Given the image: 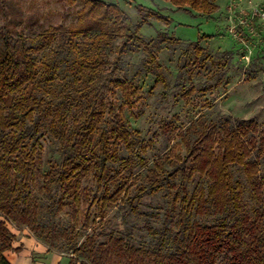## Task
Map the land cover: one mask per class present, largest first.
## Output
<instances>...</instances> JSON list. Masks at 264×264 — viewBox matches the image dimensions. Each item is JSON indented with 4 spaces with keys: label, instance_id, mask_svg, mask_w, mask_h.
I'll return each instance as SVG.
<instances>
[{
    "label": "trees",
    "instance_id": "16d2710c",
    "mask_svg": "<svg viewBox=\"0 0 264 264\" xmlns=\"http://www.w3.org/2000/svg\"><path fill=\"white\" fill-rule=\"evenodd\" d=\"M166 1L204 16L218 9V0ZM82 2L76 24L50 26L35 38L0 33V264H12L10 224L72 255L70 264H264V132L252 120L237 126L198 121L191 126L195 138L185 134L184 156L171 152L151 166L148 144L132 131L125 111L141 98L138 77L151 74L167 85L158 50L182 42L167 32L144 38L137 26L130 49L144 58L130 75L122 58L127 46L115 59L110 54L131 32L124 11L102 0ZM137 11L142 23H172L159 10L138 5ZM207 61L228 67L227 54L214 58L201 41L189 43L182 70L193 74ZM47 136L61 158L44 172ZM138 169L145 177L129 198L131 212L144 197L169 192L162 227H149V240L138 243L114 232L83 237L98 219L108 223L112 204L136 184ZM197 177L201 185L191 191ZM90 178L96 191L84 186ZM66 210L70 222L64 223Z\"/></svg>",
    "mask_w": 264,
    "mask_h": 264
},
{
    "label": "rangeland",
    "instance_id": "374dc122",
    "mask_svg": "<svg viewBox=\"0 0 264 264\" xmlns=\"http://www.w3.org/2000/svg\"><path fill=\"white\" fill-rule=\"evenodd\" d=\"M102 1L119 5L124 11L125 24L131 32L115 43L110 54L111 59H115L117 49L127 46L122 58L130 75L136 73L144 58L141 52L134 53L130 49L133 43L131 33L137 26H140L139 35L144 38H156L159 33L167 32L182 42L175 50L168 45L158 50L167 85L156 84V77L151 74L138 77L141 98L133 110L125 111L132 131L139 132L148 144L146 157L151 166L171 152L184 156L185 134L188 132L195 138L191 126L198 121L218 123L228 120L237 126L242 121L252 120L258 124L259 132H264V0H218V9L211 16L177 11L166 0ZM138 5L169 16L171 25L142 23ZM82 8V0H0V33L11 32L14 36L35 38L50 26L76 24ZM198 41L214 58L227 54L228 67L220 69L215 63L207 61L202 69H196L193 74L182 70L186 46ZM120 96L121 93L117 97ZM43 146V170L46 172L52 163L60 161L61 156L58 144L49 136L45 138ZM136 176V184L127 195L123 194L118 203L112 204L106 217L108 223L100 224L98 219L92 229L81 231L83 237L93 232H114L131 234L134 243H138L149 240V227H162L165 212L172 200L171 193L144 197L141 203H135L138 211L132 213L129 198L143 184L145 171L138 169ZM201 182L197 177L190 186L191 191ZM84 186L96 191L92 178ZM98 213L94 206L93 217H97ZM60 219L64 223L70 222L68 210L61 214ZM9 228L15 235L13 247L26 250L32 264L47 259L50 253L72 257L51 248L26 226L10 224ZM107 239L101 240L104 242ZM38 248L43 251L38 252ZM6 255L12 264H26L27 258L22 262L15 251H8ZM54 261L55 258L50 255L46 264H54ZM65 261L63 259L62 264H67ZM225 262L223 260L220 264Z\"/></svg>",
    "mask_w": 264,
    "mask_h": 264
},
{
    "label": "crops",
    "instance_id": "0c3cea01",
    "mask_svg": "<svg viewBox=\"0 0 264 264\" xmlns=\"http://www.w3.org/2000/svg\"><path fill=\"white\" fill-rule=\"evenodd\" d=\"M12 251H15L18 254V257H19V259L22 262L24 261V258H27L26 264H32V260L29 259L28 255L26 253L27 251L24 250L22 247L16 248V249L13 247V250ZM42 251H43L42 248H38V252H42ZM23 254H24V256H22ZM50 255H52L55 258L54 264H62L63 263V259H66L65 262L67 264H70V258L60 256V255H58L56 253H50L48 255L47 259H40L39 261H37L38 262L37 264H46V261L48 260V258L50 257Z\"/></svg>",
    "mask_w": 264,
    "mask_h": 264
}]
</instances>
